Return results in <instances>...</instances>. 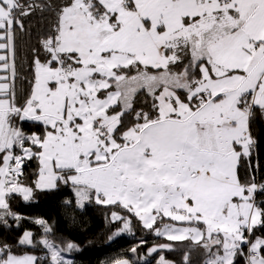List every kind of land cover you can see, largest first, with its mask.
Returning a JSON list of instances; mask_svg holds the SVG:
<instances>
[{"label":"snow or ice","instance_id":"6c2138e0","mask_svg":"<svg viewBox=\"0 0 264 264\" xmlns=\"http://www.w3.org/2000/svg\"><path fill=\"white\" fill-rule=\"evenodd\" d=\"M61 186L107 210L109 241L134 220L162 238L136 261L264 264V0H0V226L45 234L0 264H40L13 251L37 245L73 264L11 205Z\"/></svg>","mask_w":264,"mask_h":264},{"label":"trees","instance_id":"16d2710c","mask_svg":"<svg viewBox=\"0 0 264 264\" xmlns=\"http://www.w3.org/2000/svg\"><path fill=\"white\" fill-rule=\"evenodd\" d=\"M33 22L39 24V14L33 18ZM46 23V22H45ZM36 31L34 30L31 38L25 35L19 41L20 55L23 59L24 53L30 44H35ZM26 171L31 173V169ZM31 176L29 175V182ZM71 197L70 190L61 186L56 191L37 192L36 198L31 203L22 202L21 198H14L11 202L12 209L30 218L44 219L52 232L47 234L48 238L54 243L64 246L68 242L75 243L78 250L62 253L65 259L73 261V264H111L114 258L125 256L134 260V264H155V259L148 257L147 261H136L129 249L138 243L140 239L147 241V244L140 248L143 253L147 252V248L153 243L164 242L162 238L140 229L139 225L133 221L135 235L123 234L120 237L109 241L108 237L117 229L118 225L110 224L106 221L108 215L107 210L95 204H90L85 209L80 210L75 207L74 202L68 206L64 201ZM10 227L4 228L0 226V243L15 244L16 240L25 230L34 233L35 239L39 240L45 234L43 230L36 224L25 219L19 225L9 218ZM16 254H24L25 252L36 256H43L45 259L40 264H49V256L47 250L41 245L17 246L13 249ZM167 259L174 260L179 264L182 260V251L163 253ZM155 255V254H154ZM193 259L198 260L197 253H193Z\"/></svg>","mask_w":264,"mask_h":264},{"label":"rangeland","instance_id":"374dc122","mask_svg":"<svg viewBox=\"0 0 264 264\" xmlns=\"http://www.w3.org/2000/svg\"><path fill=\"white\" fill-rule=\"evenodd\" d=\"M142 262H145V261H142Z\"/></svg>","mask_w":264,"mask_h":264}]
</instances>
